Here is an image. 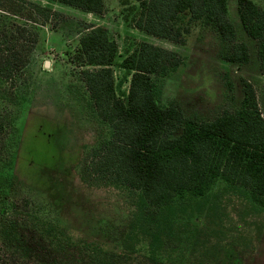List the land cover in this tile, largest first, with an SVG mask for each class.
Returning a JSON list of instances; mask_svg holds the SVG:
<instances>
[{"label":"rangeland","instance_id":"374dc122","mask_svg":"<svg viewBox=\"0 0 264 264\" xmlns=\"http://www.w3.org/2000/svg\"><path fill=\"white\" fill-rule=\"evenodd\" d=\"M251 1L264 10V0ZM40 3L60 15L41 28L22 100L9 106L0 211L12 204L19 209L0 212V246L30 254L35 264H264V208L243 194L216 187L199 215L177 213L149 230L139 217L136 191L84 172L87 156L109 135L80 79L78 43L85 25L105 28L116 45L111 68L120 98H126L130 80L120 64L146 42L181 59L161 82L160 105L175 102L186 117L209 121L239 106L246 81L264 119V75L241 29L237 0H229L228 18L237 40L249 48L247 64L224 62L228 46L200 24L192 25L183 45L145 35L134 26L135 4L104 0L105 12L97 16Z\"/></svg>","mask_w":264,"mask_h":264},{"label":"trees","instance_id":"16d2710c","mask_svg":"<svg viewBox=\"0 0 264 264\" xmlns=\"http://www.w3.org/2000/svg\"><path fill=\"white\" fill-rule=\"evenodd\" d=\"M40 1L97 16L106 9L104 0H0V154L12 123L9 106L22 100L20 90L26 86L39 32L60 15ZM117 1L120 6L137 5L134 26L147 36L183 45L192 25L200 24L228 46L221 56L224 62H249V48L237 40L228 18L229 0ZM236 12L264 75V10L251 0H237ZM84 31L78 43L80 79L96 119L109 130L87 156L85 173L136 191L137 217L148 222L149 230L177 213L199 215L219 186L264 208V119L250 84L242 81V100L235 110H224L209 121L186 117L177 103L158 102L161 82L181 65L180 57L142 42L120 64L130 72L122 99L111 68L116 45L103 27L85 25ZM23 203L27 210L28 201ZM18 209L12 204L0 212L9 215ZM16 251L2 247L0 264H35L30 254Z\"/></svg>","mask_w":264,"mask_h":264}]
</instances>
